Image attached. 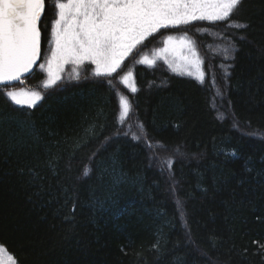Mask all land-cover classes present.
Returning a JSON list of instances; mask_svg holds the SVG:
<instances>
[{"label":"trees","instance_id":"1","mask_svg":"<svg viewBox=\"0 0 264 264\" xmlns=\"http://www.w3.org/2000/svg\"><path fill=\"white\" fill-rule=\"evenodd\" d=\"M55 18L45 0L41 63ZM169 35L194 41L202 82L143 62ZM39 65L0 86V245L16 264H264V0L160 29L110 76L86 61L45 87ZM16 87L42 99L16 105Z\"/></svg>","mask_w":264,"mask_h":264},{"label":"snow or ice","instance_id":"2","mask_svg":"<svg viewBox=\"0 0 264 264\" xmlns=\"http://www.w3.org/2000/svg\"><path fill=\"white\" fill-rule=\"evenodd\" d=\"M241 3L242 0H54L56 18L51 24L49 49L45 63L39 65L48 73L45 87L59 80L66 64L80 66L89 61L95 65L96 77L110 76L138 44L160 29L193 21L228 20ZM44 9L45 0H0V85L7 87L19 81L40 59L39 24ZM229 26L247 28L248 25L233 21ZM174 42L173 36H167L165 48L160 51L167 53L168 46ZM179 43L187 46L188 55L173 70L195 68L188 75H198L201 61L196 58L194 42L181 37ZM130 76L131 72L124 80ZM75 78H79L78 73ZM3 95L16 105L28 107H34L42 99L39 92L4 91ZM121 106L123 116L129 110L123 97ZM84 175H88V169ZM3 251L0 247V252ZM9 260L15 264L12 257Z\"/></svg>","mask_w":264,"mask_h":264},{"label":"rangeland","instance_id":"3","mask_svg":"<svg viewBox=\"0 0 264 264\" xmlns=\"http://www.w3.org/2000/svg\"><path fill=\"white\" fill-rule=\"evenodd\" d=\"M149 37V36H148ZM147 37V38H148ZM174 38H175V42H174V44L173 45H170V46H168L169 47V51L167 52V53H165V52H161L160 50L161 49H163V48H165V44H164V42H163V44L159 47V48H156L153 52H152V54H150V55H147V56H145L144 58H143V62H145V63H147V64H155L156 62H158L159 60H161V61H164V62H166L168 65H169V67L171 68V70L173 71V72H175V73H177L178 75H182V76H186V77H190V78H195V79H197V80H201V77H202V79H203V77H204V72H203V67H202V57H201V54H200V51H199V49L197 48V46L195 45V43H194V45H193V47H194V50H195V53H196V58L197 59H199L200 61H201V63H200V70H199V74L198 75H188V71H193V72H195L196 71V69L195 68H192V69H180V70H178V71H174L173 69H175V68H177L179 65H181L182 64V57L183 56H185V55H188V48H187V46H181L180 45V43H179V40H180V38L181 37H186L188 40H191V41H193L188 35H185V36H173ZM146 38V39H147ZM144 41V40H143ZM142 41V42H143ZM141 42V43H142ZM194 42V41H193ZM140 43V44H141ZM140 44H138V45H140ZM137 45V46H138ZM136 46V47H137ZM136 47L133 49V50H135L136 49ZM174 49V50H173ZM132 50V51H133ZM132 51L129 53V55L126 57V58H128L129 56H130V54L132 53ZM125 58V59H126ZM145 58H147L146 60H145ZM124 59V60H125ZM123 60V61H124ZM149 61H151V63H149ZM86 62V61H85ZM89 62V61H88ZM45 63V62H44ZM123 63V62H122ZM68 65H70V64H66V65H64V67H63V70L62 71H60V73H59V76H60V78H59V80H57L56 81V83L57 82H59L62 78H63V73H64V71H65V69H66V67L68 66ZM73 67H74V65H73ZM77 67L78 66H75L74 68H73V75L75 76V75H77V73H78V71H77ZM42 70H44L45 71V73H46V80H45V82L48 80V73H47V71L45 70V69H42ZM94 71H95V65H94ZM128 75V74H127ZM126 75V76H127ZM45 82H44V86H45ZM55 83V84H56ZM54 84V85H55ZM124 84L127 86V87H129L130 89H135L136 88V85H135V80H134V77H133V74L131 73V76L127 79V81H125L124 80ZM51 86H53V85H49L48 87H51ZM10 91H17V92H24V93H28V94H31L32 92H38V91H34V90H28V89H26V88H20V87H16V88H12ZM40 93V92H39ZM41 94V93H40ZM41 96H42V94H41ZM21 99H26V97H21ZM125 99V98H124ZM39 102V101H38ZM129 111H130V107H129V110H128V112H127V114H125V115H121V117L124 119L125 117H127V115H128V113H129ZM122 112H123V109H121V114H122ZM0 247H3L2 245H0ZM4 248V247H3ZM9 257H12V255L4 248V251L3 252H0V264H12V261H10L9 260ZM12 260L13 261H15L14 260V258L12 257ZM15 264H16V262H15Z\"/></svg>","mask_w":264,"mask_h":264},{"label":"water","instance_id":"4","mask_svg":"<svg viewBox=\"0 0 264 264\" xmlns=\"http://www.w3.org/2000/svg\"><path fill=\"white\" fill-rule=\"evenodd\" d=\"M41 59H42V50H41V57H40V59L36 62L35 65L32 66V69H31L30 72H28V73H24V74L21 76L20 80H22V79H24V78L30 76V75L36 70V68L38 67V65L41 63ZM20 80H19V81H20ZM15 82H18V81H13V82H11L10 84H13V83H15ZM0 86H1V85H0Z\"/></svg>","mask_w":264,"mask_h":264}]
</instances>
